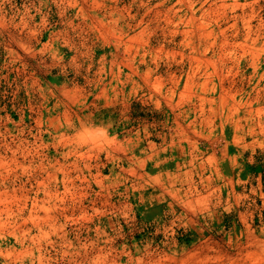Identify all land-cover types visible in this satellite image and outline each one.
I'll return each mask as SVG.
<instances>
[{
  "label": "rangeland",
  "instance_id": "374dc122",
  "mask_svg": "<svg viewBox=\"0 0 264 264\" xmlns=\"http://www.w3.org/2000/svg\"><path fill=\"white\" fill-rule=\"evenodd\" d=\"M0 264H264V0H0Z\"/></svg>",
  "mask_w": 264,
  "mask_h": 264
},
{
  "label": "clouds",
  "instance_id": "9594fccd",
  "mask_svg": "<svg viewBox=\"0 0 264 264\" xmlns=\"http://www.w3.org/2000/svg\"><path fill=\"white\" fill-rule=\"evenodd\" d=\"M98 131H99L100 134H106L107 130L106 129H99Z\"/></svg>",
  "mask_w": 264,
  "mask_h": 264
}]
</instances>
